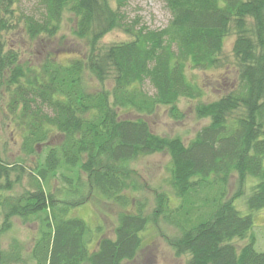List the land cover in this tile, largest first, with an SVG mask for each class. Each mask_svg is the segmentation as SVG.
I'll use <instances>...</instances> for the list:
<instances>
[{
    "label": "trees",
    "instance_id": "16d2710c",
    "mask_svg": "<svg viewBox=\"0 0 264 264\" xmlns=\"http://www.w3.org/2000/svg\"><path fill=\"white\" fill-rule=\"evenodd\" d=\"M162 1L170 19L150 29L126 19L127 0H34L27 11L23 0H0L2 108L22 154H38L29 168L23 158L8 162L0 154V235L13 217L36 220V264H125L140 250L148 225L158 221L173 228L167 242L176 255L189 253L188 264H264V250L255 249L250 233L253 216L234 205L249 187L247 207H264V0ZM66 14L74 22L72 35L88 47L84 54L61 60L48 53L36 65L20 61L10 35L49 45ZM113 29L129 39L101 50L100 39ZM229 35L238 77L225 94L195 105L196 115L209 122L187 143L153 133L141 116L164 105L171 118H181L177 100L203 93L186 68L220 66ZM146 80L152 93L142 87ZM118 109L141 116L120 117ZM162 150L169 154V184L178 202L172 206L159 191L146 212V202L133 198L138 183L129 167ZM24 174L30 186L14 193ZM233 177L237 189L227 198ZM95 194L120 210L113 236L97 237L90 246L88 224L69 211ZM234 238L246 242L238 247ZM21 254L12 241L0 247V264L19 262Z\"/></svg>",
    "mask_w": 264,
    "mask_h": 264
},
{
    "label": "rangeland",
    "instance_id": "374dc122",
    "mask_svg": "<svg viewBox=\"0 0 264 264\" xmlns=\"http://www.w3.org/2000/svg\"><path fill=\"white\" fill-rule=\"evenodd\" d=\"M35 6L34 0H23L21 7L27 11ZM17 12V10H15ZM15 12V13H16ZM124 13L128 21L137 22L150 29L164 27L169 19L170 13L165 8L162 0H127L124 7ZM73 19L71 15H64L61 23V29L56 39L49 45L29 42L19 34H11L10 45L18 50L20 61L36 65L48 53H56L59 59H65L66 55H83L88 47L84 42L76 39L71 30L73 28ZM129 39V35L121 30L113 29L107 32L99 41L100 49H105L112 43ZM234 36L229 35L224 39L222 51L219 55L220 66L209 67L206 69L186 68V75L191 82H194L201 90L202 95L188 99L181 97L177 100L178 108L182 112V117L173 119L168 111L169 107L159 105L155 111L149 115H139L133 110L118 109L120 117L136 118L144 117L153 133L163 137L178 136L182 142L187 143L192 139L201 127L209 122L208 117H198L195 112V105L207 103L230 90L233 84H236L238 77V61L232 51ZM94 83L100 87L99 83ZM113 83L107 80L104 86L108 89ZM143 89L149 93L154 90L146 80L143 83ZM1 92V90H0ZM3 107V100L0 99V154L8 162L18 161L23 158L22 163L26 168L33 166L38 158V154L25 157L20 150V137L14 132L13 124L9 121L8 115ZM57 138H51V142H56ZM42 145L37 146L39 151ZM21 162V161H19ZM169 154L166 150L143 155L131 162L130 176L138 183L137 192L133 193L134 199H141L146 202V212H149L155 205L156 193L164 191L170 197L172 206L178 202L174 192L169 184ZM233 177L226 189L225 195L234 196L237 184H234ZM21 182L13 189L14 193H19L30 185L29 178L24 174ZM57 181V186H60ZM65 185V184H64ZM63 185V186H64ZM249 187L243 194L237 195L234 199L235 207L242 214H251L253 216L252 234L255 235L254 247L256 250H264V207L259 210L249 209L246 205V198L249 195ZM120 207L110 200H107L97 194L92 195L89 201L81 206L73 207L69 215L81 217L89 226V234L92 244L95 245L97 237L103 235L113 236V228ZM191 213L194 214V211ZM2 215L0 216L1 222ZM174 232L169 223L159 222L157 225H148L143 232V241L140 250L134 259L126 261L125 264H188L190 260L189 253L175 254V251L167 242V236ZM38 224L36 220L22 223L17 217L12 218V226L9 231L0 235V247L7 249L12 241H16L21 246V255L24 259L11 264H36L31 257V247L34 239L38 237ZM233 242L240 247L246 242V238H234Z\"/></svg>",
    "mask_w": 264,
    "mask_h": 264
}]
</instances>
